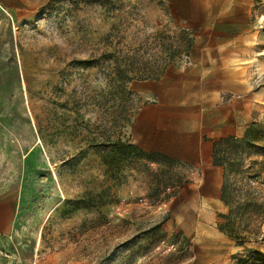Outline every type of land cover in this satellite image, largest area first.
Here are the masks:
<instances>
[{"label":"rangeland","instance_id":"374dc122","mask_svg":"<svg viewBox=\"0 0 264 264\" xmlns=\"http://www.w3.org/2000/svg\"><path fill=\"white\" fill-rule=\"evenodd\" d=\"M42 1L37 20L15 23L0 51V191L22 192L35 264H264V148L225 177L239 204L250 199L247 211L233 206L227 224L221 195H203V169L151 156L118 171L94 147L132 143L144 102L134 84L189 67L186 57L195 64L194 32L177 25L170 1ZM249 22L236 69L254 72L256 89L264 84V0H251ZM117 73L132 79L134 95L110 89Z\"/></svg>","mask_w":264,"mask_h":264},{"label":"crops","instance_id":"0c3cea01","mask_svg":"<svg viewBox=\"0 0 264 264\" xmlns=\"http://www.w3.org/2000/svg\"><path fill=\"white\" fill-rule=\"evenodd\" d=\"M169 1L177 25L194 32L195 64L171 67L158 81L134 84L144 102L130 126L132 143L147 155L203 169L209 182L200 188L202 194L222 197L223 170L214 166V142L242 139L264 120V84L255 89L254 72L236 69L249 37L251 0ZM42 5V0H0V51L15 23L36 21ZM222 94L230 100L223 103ZM22 198L16 186L0 191V264H35L38 241L22 232L28 211ZM43 264L86 263L51 257Z\"/></svg>","mask_w":264,"mask_h":264},{"label":"trees","instance_id":"16d2710c","mask_svg":"<svg viewBox=\"0 0 264 264\" xmlns=\"http://www.w3.org/2000/svg\"><path fill=\"white\" fill-rule=\"evenodd\" d=\"M131 82L132 79L126 80L121 74L117 73V75L110 79V89L115 90L120 88L130 97L134 95L133 91L129 88ZM114 120V124H117L118 119ZM129 121L130 119H127L125 122L129 123ZM262 141H264V124H254L242 139L226 137L214 142V166L222 168L224 172L221 201L230 208V213L227 216H222L223 219L228 220L227 224L233 220V216L236 213L233 206L239 205L237 209L242 208L244 211H247L250 199L248 198L242 205L239 204L235 194L228 193L229 181L225 180V177H229V175L236 172H242L246 168L245 163L247 158L251 159L254 152L264 148ZM94 147L98 150L104 162L108 163L112 169L118 171H120L119 166L125 160L151 161L152 159L150 155L145 154L136 144L122 141L121 139L106 144L94 145ZM167 160L174 162L170 159ZM256 164H258L257 161H251L249 164L250 169L253 170Z\"/></svg>","mask_w":264,"mask_h":264},{"label":"built area","instance_id":"2783aa9c","mask_svg":"<svg viewBox=\"0 0 264 264\" xmlns=\"http://www.w3.org/2000/svg\"><path fill=\"white\" fill-rule=\"evenodd\" d=\"M183 63H184L185 65H188V66L193 65V61L191 60L190 57H186Z\"/></svg>","mask_w":264,"mask_h":264}]
</instances>
